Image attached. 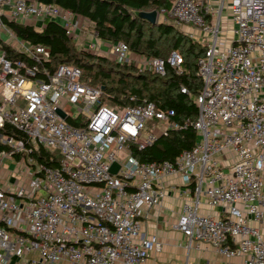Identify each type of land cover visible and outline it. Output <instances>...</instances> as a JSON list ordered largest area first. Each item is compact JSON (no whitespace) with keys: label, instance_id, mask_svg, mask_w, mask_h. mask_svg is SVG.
Here are the masks:
<instances>
[{"label":"built area","instance_id":"1","mask_svg":"<svg viewBox=\"0 0 264 264\" xmlns=\"http://www.w3.org/2000/svg\"><path fill=\"white\" fill-rule=\"evenodd\" d=\"M169 18L203 48L194 121L145 99L104 102L103 87L86 84L81 68L49 65V49L19 39L7 22L40 32L58 19L80 49L137 73L164 75L169 66L183 74L178 49L166 59L138 54L123 41L104 43L57 3L0 0V128L23 134H0L8 146L0 148V264H149L162 249L147 233L149 210L166 196L180 200L174 226L188 251L264 264V0H175ZM188 128L196 142L173 160L135 156ZM41 150L49 153L39 160ZM6 159L13 166L3 174ZM203 197L220 211L202 213Z\"/></svg>","mask_w":264,"mask_h":264},{"label":"trees","instance_id":"2","mask_svg":"<svg viewBox=\"0 0 264 264\" xmlns=\"http://www.w3.org/2000/svg\"><path fill=\"white\" fill-rule=\"evenodd\" d=\"M44 3H57L65 9L78 14L91 24L97 38L110 44L125 42L138 54L157 56L166 59L172 50L178 49L184 59L183 74H176L169 66L164 75L149 71L137 73L133 64L121 63L110 55L95 54L79 49L74 40L65 32L61 21L47 19L42 31L35 30L30 23L7 22L19 39L30 44H40L49 49V65L67 63L82 70V80L90 86H101L104 90L103 101L110 104L127 105L143 99L154 102L158 107L174 109L176 118L194 121L198 108L193 101L201 89V80L197 74V59L203 48L197 47L183 32L174 25L157 22L150 24L138 17L140 11L156 9L169 10V0H38ZM153 30L157 36L154 37ZM146 31L150 32L146 35ZM169 45L165 47V45ZM17 56L8 47H4ZM52 68V67H51ZM185 85L188 93L180 87ZM135 96V101L129 97ZM73 121V120H70ZM0 134H10L22 138L23 134L5 124ZM196 142L192 128L173 131L168 136H160L151 146L137 151L140 161L173 160L184 149H190ZM0 148H8L0 143ZM48 151H40L36 156L40 160Z\"/></svg>","mask_w":264,"mask_h":264},{"label":"crops","instance_id":"3","mask_svg":"<svg viewBox=\"0 0 264 264\" xmlns=\"http://www.w3.org/2000/svg\"><path fill=\"white\" fill-rule=\"evenodd\" d=\"M85 27L87 31L93 30L89 23ZM2 173H6L5 168ZM204 201L205 198L203 197V203L200 208L202 213L216 214L220 211L218 207H209ZM179 207L180 200L178 198L166 196L162 199L159 206L152 207L149 210L147 233L156 232L162 241V249L152 253L148 261L149 264H185L186 261L189 264H207L208 260L209 264H224L221 257L212 254L210 251L197 249L188 251L184 247L185 238L174 226L180 210ZM179 243L181 246L178 245ZM236 261L239 262L240 259H236Z\"/></svg>","mask_w":264,"mask_h":264},{"label":"rangeland","instance_id":"4","mask_svg":"<svg viewBox=\"0 0 264 264\" xmlns=\"http://www.w3.org/2000/svg\"><path fill=\"white\" fill-rule=\"evenodd\" d=\"M169 1H171V8H172V6H173L175 0H169ZM171 8H170V9H171ZM156 11L158 12V18H157V21H158V22H164V23L172 24V21H171L170 18H169V10L156 9ZM174 26H175V25H174ZM175 28H177L178 30H180L181 32H183V31H182V30H183L182 26H175ZM148 33H150V32L146 31L145 34L148 35ZM153 35H154V37L157 36V33H156L155 30H153ZM92 40H93L94 42H98V40H97L96 38H93ZM74 42H75L76 45L78 44L77 41H74ZM88 42H90V41L88 40ZM91 42H92V41H91ZM86 44H89V43H86ZM105 46H107V45H105ZM168 46H169L168 44L165 45V47H168ZM77 47H78V45H77ZM197 47L200 48V44L197 45ZM78 48H79V47H78ZM79 49H80V48H79ZM11 164H13V163L11 162V160L6 159V160H4L3 163H2V167H3V168L12 167L13 165H11ZM7 169H8V168H7ZM11 178H12V177H11ZM12 180H14V178H12ZM183 241H184V239H183Z\"/></svg>","mask_w":264,"mask_h":264},{"label":"water","instance_id":"5","mask_svg":"<svg viewBox=\"0 0 264 264\" xmlns=\"http://www.w3.org/2000/svg\"><path fill=\"white\" fill-rule=\"evenodd\" d=\"M138 17L142 20L147 21L150 24H156L157 18H158V12L156 10H151V11H140L138 13ZM57 113L62 117V118H66V114L63 113L61 110L57 109ZM119 165L114 162L112 163V165L110 166V172L111 173H116V171L118 170Z\"/></svg>","mask_w":264,"mask_h":264}]
</instances>
